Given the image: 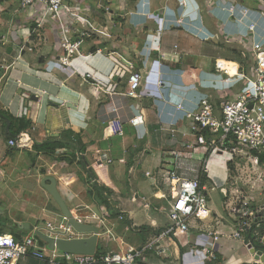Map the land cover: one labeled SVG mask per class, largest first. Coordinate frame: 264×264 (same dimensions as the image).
<instances>
[{"label": "crops", "instance_id": "obj_1", "mask_svg": "<svg viewBox=\"0 0 264 264\" xmlns=\"http://www.w3.org/2000/svg\"><path fill=\"white\" fill-rule=\"evenodd\" d=\"M219 1L222 4L215 5L214 0H66L67 35L72 41L81 40V45L80 55L73 56L69 70L63 71L54 63L65 53L59 23L48 20L40 25L41 7L23 8L19 0H0V111L33 122L22 131L32 139L30 148L18 149L8 144L10 123L6 116L8 123L0 117V216L6 203L9 221H0V232L23 237L36 224L63 218L42 185V179L51 175L71 210L79 208L80 214L88 216L108 211L97 245L102 252L151 245L142 255L151 264H198L191 249L205 242L209 232L217 231L219 259H207L206 264L253 260L242 239L234 237V206L247 194L256 195L257 203L264 205V176L255 181L244 179L235 160L231 171L229 162L208 168L207 159L209 179L204 187L206 192L209 183L219 187L222 201L218 204L209 198V217L191 219L188 233L162 237L171 221L161 225V218L145 214L152 207L162 208L170 219V189L163 174L173 167L174 153L185 154L186 167L194 169L183 175H197L205 149L183 147L194 140V123L186 110H194L204 93L212 95L219 109L224 99L235 97L244 86L243 79L225 82L227 75L219 72L218 61L234 62L246 73L242 64L248 63L246 53L254 61L252 67L256 59L252 40L242 44L240 38L250 33L264 45L262 3L256 7L254 0H233L238 10L249 9L246 16L237 10L234 18L221 8L232 1ZM251 22L256 24L254 34L248 33ZM222 37L231 41L219 40ZM228 43L240 47L241 54ZM131 65L143 74L139 97L126 94ZM89 72L92 79L85 78ZM160 72L166 80L163 94L144 93L147 89L158 92ZM173 86L180 89L172 97L183 102L182 110L168 99ZM135 116L143 123L133 125L130 121ZM53 138L86 147L85 157L96 183L111 193L112 206L102 202L81 164L57 160L33 147ZM66 150L59 149L57 154ZM87 222L97 221L89 218Z\"/></svg>", "mask_w": 264, "mask_h": 264}, {"label": "built area", "instance_id": "obj_2", "mask_svg": "<svg viewBox=\"0 0 264 264\" xmlns=\"http://www.w3.org/2000/svg\"><path fill=\"white\" fill-rule=\"evenodd\" d=\"M19 1L23 8L33 6L42 8L40 25L48 20L59 23L62 31L61 45L65 53L54 63L61 70L68 71L71 58L80 55L81 40L72 41L67 35V26L63 18L66 0ZM214 1L215 5L222 4L219 0ZM258 1L264 5V0ZM183 4L186 3L183 2ZM222 7H225L230 16L237 18L238 9L235 2L221 5ZM106 10L109 11V8L106 7ZM238 11L242 13V16H246L249 9L244 8ZM255 30L256 24L251 22L248 26V33L254 34ZM251 50L255 55L256 65L250 75L241 72L239 65L234 62L218 61L217 68L219 72L227 75L224 79L225 82L233 84V82L240 79L244 80V86L235 97L224 99L220 104V108L217 109L212 100V95L204 93L198 98L196 108L185 112L187 118L194 123V140L185 142L183 147L193 149L203 147L207 153L203 160L200 158V166L196 170L197 175L195 177L183 175L184 171L190 173L194 170L185 165L188 157L182 152L174 153L173 167L163 174L170 189L171 201L168 213L171 226L165 230L161 235L162 237L171 235L173 232L186 234L190 231L191 219L203 220L209 217L210 208L207 192L205 187L201 185L199 175L201 170L205 171L207 159L212 152L215 150L220 153L230 152L232 155L230 161H233L237 154L246 155L254 164L262 166L260 156L264 154V45L252 38ZM232 67L234 68L233 71ZM131 68L133 69L132 65ZM93 77L94 75L90 72L85 74L87 79ZM142 81L143 74L133 69L126 84V94L131 97L141 96L143 94L141 90ZM165 83L164 74L160 72L157 81L158 92L155 93L153 90L147 89L144 93L159 97V94H163L164 90L162 88H164ZM93 84L95 83L93 82ZM98 88L103 89L101 86H98ZM174 90L180 89L175 86L169 87L168 99L176 104L178 110H182L184 109L183 102L172 97V95H175ZM130 122L136 126L142 124L143 120L135 116L131 118ZM173 123L175 124L174 121ZM204 130H206V133L203 132ZM8 144L13 148L27 149L30 148L32 139L28 133L22 132L17 137L10 138ZM108 162H111V160H108ZM260 172V178H262L264 170ZM147 174L151 175V172H147ZM257 202L256 195L247 194L246 196H240L234 206V212L237 216V229L234 232V237L242 239L243 243L247 227L251 225V222L260 211H264V205ZM255 203L256 205H254ZM78 209L72 210L76 220L81 223H88L87 219L89 218L96 220L97 222L94 225L99 228L101 235L102 229L107 223L108 211L104 210L103 215L93 214L88 216L80 214ZM39 231L54 238L74 239L86 237L87 235L78 231L68 222L65 216L59 220V223L49 221L44 225L36 224L33 226L31 233L21 238H16L7 232H0V264H20V258L27 256L37 258L45 264H151L142 257L151 245L141 249L129 246L121 251L111 250L100 253H97L96 250L92 254L70 253L60 250L57 244L52 249L48 248L47 242L41 245L42 239L38 237ZM219 240L220 234L217 231L209 232L208 239L205 242L194 244L190 255L199 258L198 264H206L207 259L218 260L219 255L217 254L216 245ZM201 257L202 259H200ZM225 264L227 263L225 262Z\"/></svg>", "mask_w": 264, "mask_h": 264}, {"label": "water", "instance_id": "obj_3", "mask_svg": "<svg viewBox=\"0 0 264 264\" xmlns=\"http://www.w3.org/2000/svg\"><path fill=\"white\" fill-rule=\"evenodd\" d=\"M97 182V181H96ZM42 185L52 195L54 200L59 205L62 214L68 222L72 224L78 231L89 234L86 237L66 239L54 238L44 232L39 231L38 237L42 239L41 245L47 242L48 248H53L57 244L62 251L70 253L92 254L97 250L100 230L97 226L91 223L78 222L63 197L58 187L57 179L54 176L48 175L42 179ZM244 244L253 255L251 262H243L242 264H264V211H260L247 227L245 232Z\"/></svg>", "mask_w": 264, "mask_h": 264}, {"label": "trees", "instance_id": "obj_4", "mask_svg": "<svg viewBox=\"0 0 264 264\" xmlns=\"http://www.w3.org/2000/svg\"><path fill=\"white\" fill-rule=\"evenodd\" d=\"M254 4H255L254 6L257 7L259 2L254 0ZM227 46L229 48H232L234 52L241 54L242 49H240V47L231 46V44L229 43L227 44ZM246 55H247L246 58L248 61L247 63L248 67L244 70L246 74H250L254 61L252 57L250 56V53L248 54L247 52ZM5 116L7 117V120L10 123V128L8 129V132H7L8 138L17 137L22 131L30 129L33 125L32 120L27 117L15 118L11 114H6L5 112L0 111L1 120L4 121L5 123H8L5 119ZM203 132L206 133V130H204ZM33 147H35L38 151H42L45 154H48L54 157L57 160H67L71 164L75 162L78 164H81L86 170V172L88 171L87 173L88 179L89 180L92 179L91 181L92 185L98 191L99 197L102 200V202L107 203L109 206H112L110 199H109V196L111 195V193L108 191V189L104 185L96 183L97 177L86 160V157H85L86 147L84 145L76 141H72V140L69 141V140H64L62 138H53V139L47 140L42 143H35L33 144ZM64 148L67 149L66 152H61L57 154V151L59 149H64ZM260 163L264 164V154L260 156ZM228 164H229L230 170L232 171L233 170L232 162L229 161ZM199 178H200V182L202 186H204L205 183L209 179L207 173L203 170L200 171ZM114 213L115 215H119L118 212H114ZM15 237L21 238L19 234H15ZM100 252H102L100 248H97V253H100Z\"/></svg>", "mask_w": 264, "mask_h": 264}, {"label": "rangeland", "instance_id": "obj_5", "mask_svg": "<svg viewBox=\"0 0 264 264\" xmlns=\"http://www.w3.org/2000/svg\"><path fill=\"white\" fill-rule=\"evenodd\" d=\"M205 1L207 2L209 0H205ZM231 1L233 3L235 2L233 0H231ZM183 2L186 3L185 1H183ZM258 2L261 3L260 1H258ZM261 6L263 7V5H261ZM41 15H42V10H41V13H40V17H41ZM180 22H181V20H180ZM214 26L215 27H213V29H215L217 27L216 25H214ZM219 38H220V36H219ZM222 39L227 41V42L231 41L227 37L226 38L222 37L219 40H222ZM240 39H241L242 44H247V43H251L252 36H250V37L244 36V37H241ZM234 40H236V38ZM240 62L242 63V61H240ZM242 64L244 65L245 69L248 67L246 62H244ZM232 65H234V64H232ZM253 66H254V64H253ZM232 70H234L233 67H232ZM206 153H207V151L205 150L204 153L201 155V160H203L205 158V156H206L205 154ZM231 159H232V155H231L230 152H222V153H220L218 150H215L214 152H212L209 155L207 166H208V168H210L213 165L216 166V167L217 166H221L224 163L227 164L229 162V160H231ZM234 160L237 163L240 164L241 173L244 171V179H247V180L251 179L252 181H255V179H258V177L261 175L260 171L264 170V165L263 164H261L262 166H257L246 155L237 154V155H235V159ZM257 168H258L259 171H256ZM233 174L234 173L231 172L232 176H234ZM190 177H194V176L192 174H190ZM231 181H234V178H232ZM209 198H210L211 202H216L218 204L221 203V201H222V195L220 193L219 187H217L216 185H213L211 183H209V187L207 189V199H209ZM5 204L6 203H4L3 204L4 206L2 207L3 209H2V215L0 216V218H1L0 221L2 223H4V224H7V223H9V221H8L7 216L5 215V213H6L5 209H6V211H8V207ZM145 214L148 215L149 217H155V218L159 217V218H161V225H165V224H168V223L170 224V219H168V217L166 215V212L162 208H160L159 210H155L154 207H152L148 211H146ZM59 220L56 219V220H53V221L56 222V223H59ZM145 223L151 225L150 220H145ZM12 227H14V225H12ZM31 231L32 230H30V233H31ZM26 235H28V233ZM173 245H174L173 246L174 249H175L176 246H178V244L176 242L173 243ZM20 264H45V263L43 261L37 259V258L31 257V256H27V257H24V258L23 257L20 258Z\"/></svg>", "mask_w": 264, "mask_h": 264}, {"label": "bare ground", "instance_id": "obj_6", "mask_svg": "<svg viewBox=\"0 0 264 264\" xmlns=\"http://www.w3.org/2000/svg\"><path fill=\"white\" fill-rule=\"evenodd\" d=\"M235 65V64H234ZM233 71V70H232Z\"/></svg>", "mask_w": 264, "mask_h": 264}]
</instances>
